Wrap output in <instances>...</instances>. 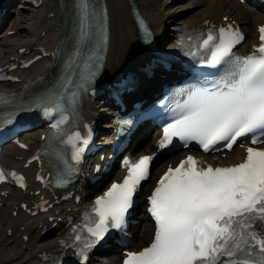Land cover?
I'll list each match as a JSON object with an SVG mask.
<instances>
[{
	"label": "snow or ice",
	"instance_id": "1",
	"mask_svg": "<svg viewBox=\"0 0 264 264\" xmlns=\"http://www.w3.org/2000/svg\"><path fill=\"white\" fill-rule=\"evenodd\" d=\"M77 26L81 39L100 32L92 0H76ZM227 19V18H225ZM259 45L245 57L233 49L245 39L239 28L226 24L210 31L199 47L210 56L199 83L185 90V99L163 126L158 142L163 149L195 142L207 153L220 146L231 150L240 138L264 144V26L258 28ZM150 34H145V39ZM11 100L0 98V106ZM38 106L51 114V97H37ZM57 106L58 102H57ZM13 113L0 121L9 123ZM86 143V141H85ZM152 157L142 156L129 164L122 183H112L92 209L95 218L86 225L90 239L77 244L79 264L111 230H123L133 208L141 181L148 179ZM23 177L0 170V181ZM149 213L156 229L152 243L139 252H127L123 264H264V232L254 224L264 223V148L247 147L240 163L228 167H201L189 155L169 167L148 197ZM76 241L81 237L77 235Z\"/></svg>",
	"mask_w": 264,
	"mask_h": 264
},
{
	"label": "bare ground",
	"instance_id": "2",
	"mask_svg": "<svg viewBox=\"0 0 264 264\" xmlns=\"http://www.w3.org/2000/svg\"><path fill=\"white\" fill-rule=\"evenodd\" d=\"M15 1L6 0L5 9H7V13L2 22L12 14L9 8ZM38 1L23 0V3L15 8L16 18L6 30L14 33L13 36L5 38L0 45V66L14 64L17 56L33 58L40 55L39 49L41 48L51 51L60 39L66 23L65 17L71 16L73 13L74 0H70L71 13L66 8L60 7L58 0H40L41 5L39 7L32 6V3ZM168 1L170 0H105L110 30L108 54L103 69V74L106 75L107 79L112 80L118 72L137 68L140 63L147 59V53L139 42L138 31L131 15L133 5L148 21L153 34L156 36L157 44L162 45V42L167 40L170 43L169 48L174 46L175 40L174 34L171 37L164 31L169 22H174L173 28L175 30L206 29L210 25H226L234 22L247 35L238 49V52L241 53L253 51L252 48L256 44V27L264 24L263 8L246 7L240 5L236 0H194L193 2L188 0L178 4V8L193 6L196 9L190 15L183 14L180 16L173 14L172 6L167 4ZM20 17L23 19L18 21ZM15 23H17L16 26ZM53 63L54 61L50 58L42 59L26 71L15 70L13 73L19 82L1 85V89L18 93L35 80L46 79L51 72ZM166 75L170 81L174 79L173 74L167 73ZM143 82H145L143 78H140L139 83L142 84ZM161 85L157 78H153L146 81L143 90L148 94L155 93ZM101 103V101L88 100L82 109L83 117L96 128L98 120H104L101 127L105 129V139L110 140L112 135H109L113 122L110 118L102 117L101 112L106 111L107 108ZM46 133L47 131L41 130L38 133L24 135L23 141L27 145V150L7 146L1 153L0 165L6 169H16L23 172L27 178L28 189L22 192L18 189L0 188V264H42L46 254L58 253L61 249L59 240L64 239L69 232V228L61 225V221L72 220L71 223L74 224L81 208L91 202L90 193L100 189V183L87 188L88 194L82 197L79 204H75L74 196H81L82 180L58 197L47 194L46 190L41 189L40 185L34 182L35 166L29 165L24 168V165L33 153L41 147L43 143L41 136L46 135ZM141 134L138 131L134 135L133 144L137 142L138 145L139 139L141 144L146 141L147 137L142 136L141 138ZM98 141H101V138ZM100 144L101 142H97V145ZM156 150V140H152V142L150 140L140 151L135 152L133 149L130 156H139L145 153L153 155ZM99 155H97V159ZM183 155L184 153L179 158H182ZM242 155V150L233 148L225 158L217 156V164H232ZM179 158L173 156L169 162L175 163ZM210 158L214 157H204L208 161ZM69 192L75 193L73 198L68 201H60V198ZM43 195H45L44 199H49L48 204H51L52 207L47 212L33 217L32 214L37 210V205L44 200ZM23 204L26 205V209L22 208ZM143 222L146 224L145 220ZM149 230L145 225L143 233L140 236L133 235L131 242L138 247L143 246L148 238ZM25 239H27L26 242H24ZM118 260L120 261V257L104 264H117Z\"/></svg>",
	"mask_w": 264,
	"mask_h": 264
},
{
	"label": "rangeland",
	"instance_id": "3",
	"mask_svg": "<svg viewBox=\"0 0 264 264\" xmlns=\"http://www.w3.org/2000/svg\"><path fill=\"white\" fill-rule=\"evenodd\" d=\"M17 1H20V0H17ZM185 1H188V0H170V1H168V5L169 6H172L171 8H172V10H173V14L174 15H176V16H180V15H183V14H187V15H190V13H192V11H195V9L196 8H194L193 6H190V7H185V8H183V9H179L178 8V4H180V3H183V2H185ZM194 0H189V2H193ZM22 3V1H20V2H17L16 3V5H13V7H12V5L10 6L11 8H9V10L10 11H12L11 13H16V11H15V8H17L18 7V5H20ZM15 6V7H14ZM180 6V5H179ZM15 11V12H14ZM191 11V12H190ZM189 13V14H188ZM14 18H16V16H13L12 17V19H10V21H8L9 19H7L6 21V24H5V26L6 27H4L3 26V28H0V45H1V43L2 42H4V40H5V38H9V37H11V36H13V31H6L9 27H10V25H12V22H13V19ZM23 18L22 17H20V18H18V21L20 20H22ZM17 21V22H18ZM173 23L174 22H169L167 25H166V27H165V29H164V31L169 35V36H171V35H173L174 34V31H175V29L173 28ZM17 25V23H15V26ZM7 32V33H6ZM36 131H34V132H32V133H35ZM147 142H149V139H147L138 149V151H140L142 148H143V146H145V144H147ZM174 156V154H169V155H164V156H162V157H159L157 160H156V164H155V166H154V168H153V172H152V177L150 178V180H149V182L145 185L146 187L148 186V185H152V182H153V180H154V178L156 177V175H157V173L158 172H160L163 168H164V166H166V164H168L169 163V160H170V158H172ZM144 225H141V229H140V231L137 233V234H142V232L144 231ZM149 235H150V231H149ZM149 239V238H148ZM147 239V240H148ZM146 240V241H147ZM113 259H116V255H106V256H104V257H102V262L103 263H107L108 261H111V260H113Z\"/></svg>",
	"mask_w": 264,
	"mask_h": 264
}]
</instances>
